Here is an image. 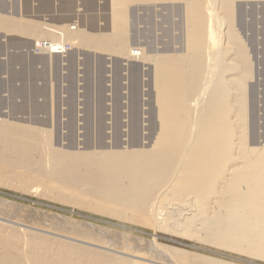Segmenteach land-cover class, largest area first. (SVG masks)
Segmentation results:
<instances>
[{"label": "bare ground", "instance_id": "1", "mask_svg": "<svg viewBox=\"0 0 264 264\" xmlns=\"http://www.w3.org/2000/svg\"><path fill=\"white\" fill-rule=\"evenodd\" d=\"M134 3L180 7L182 47L154 55L139 47L134 54L127 34L128 7ZM240 3L264 0H111L113 33L104 38L0 16L1 30L37 39L33 51L51 58L75 45L144 59L151 66L155 106L148 142L137 148L63 151L53 146L49 131L0 118V187L41 194L122 224L182 232L263 261L264 141L253 147L249 140L253 63L235 26ZM10 207L0 201V264H145L114 253L151 264H237L161 245L137 249L125 235L108 237L43 214L48 224L33 221L86 246L65 242L56 233L47 237L2 224L20 218Z\"/></svg>", "mask_w": 264, "mask_h": 264}, {"label": "rangeland", "instance_id": "2", "mask_svg": "<svg viewBox=\"0 0 264 264\" xmlns=\"http://www.w3.org/2000/svg\"><path fill=\"white\" fill-rule=\"evenodd\" d=\"M128 8L127 34L134 54L140 53L135 50L139 47L153 55L182 47L180 7L134 3ZM0 14L1 17L21 18V21L53 29L68 31L73 28L74 32L93 37L104 38L113 33L111 0H0ZM235 16V26L253 63V77L247 87V127L249 140L253 141L250 144L256 147L264 141V4L240 3ZM26 37L0 29V118L49 131L53 146L63 151L83 152L100 146L119 147L124 144L134 148L145 146L155 106L149 82L151 66L145 64L144 59L132 61L115 53L75 45H66L62 54H53L51 58L44 52L33 51L37 39ZM0 201L12 204L10 208L13 210L10 211L20 216L18 221L9 219L15 224L9 221L2 224L10 223L8 226L11 228L32 233L38 231L35 232L38 235L48 233L44 234L47 237L56 233L55 239L75 242L73 244L86 246L66 235L36 227L33 221L48 224L43 223V214L51 222L57 220L61 223L63 220L68 225L78 222L99 234L107 232L104 235L108 237L125 235L136 243L132 242V245L137 249L161 245L237 264H264L262 259L205 245L197 238L182 236V232L155 231L138 224H122L80 208L67 207L41 194L38 196L1 186ZM29 216H34V219ZM58 234L66 238H60ZM95 250L103 251L102 248ZM113 255L151 264L122 254ZM142 258L146 257L142 255Z\"/></svg>", "mask_w": 264, "mask_h": 264}]
</instances>
